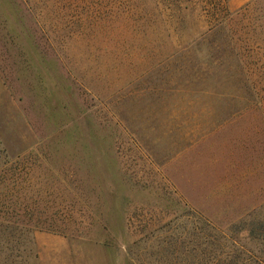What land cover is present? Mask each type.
Wrapping results in <instances>:
<instances>
[{"label":"rangeland","instance_id":"obj_1","mask_svg":"<svg viewBox=\"0 0 264 264\" xmlns=\"http://www.w3.org/2000/svg\"><path fill=\"white\" fill-rule=\"evenodd\" d=\"M0 181V264H264V0H0Z\"/></svg>","mask_w":264,"mask_h":264},{"label":"trees","instance_id":"obj_2","mask_svg":"<svg viewBox=\"0 0 264 264\" xmlns=\"http://www.w3.org/2000/svg\"><path fill=\"white\" fill-rule=\"evenodd\" d=\"M31 154H27V157H29ZM23 157H26V156H23ZM20 158V156H17V159ZM0 185L1 186H5V183L4 181H0ZM9 186L15 190L16 192L19 190L21 191L22 189L24 188H29L30 187V184L29 182H25V181H12ZM17 220L20 222H24L22 221L21 219L23 220H26L30 225L24 229V231H28V232H31V230L33 229H36V230H43V229H46V230H50L51 228H53V224H51L50 222L48 221H42L40 219V216L39 215H33V214H30V215H22V216H18L16 215ZM13 218L12 216L10 217V219ZM21 218V219H20ZM41 222V223H40ZM46 225L45 227H42L43 225ZM52 230V229H51Z\"/></svg>","mask_w":264,"mask_h":264}]
</instances>
